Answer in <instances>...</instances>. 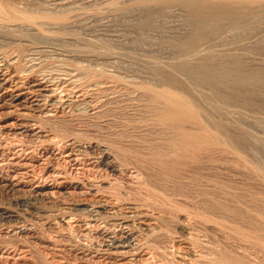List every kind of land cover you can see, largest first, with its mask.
<instances>
[{"label":"bare ground","instance_id":"6f19581e","mask_svg":"<svg viewBox=\"0 0 264 264\" xmlns=\"http://www.w3.org/2000/svg\"><path fill=\"white\" fill-rule=\"evenodd\" d=\"M3 193L0 264H264V0H0Z\"/></svg>","mask_w":264,"mask_h":264},{"label":"rangeland","instance_id":"374dc122","mask_svg":"<svg viewBox=\"0 0 264 264\" xmlns=\"http://www.w3.org/2000/svg\"><path fill=\"white\" fill-rule=\"evenodd\" d=\"M90 7V6H89ZM119 45H121V46H118V45H115V46H113V48H123V49H125L126 47H127V50L128 51H131V49H132V51L131 52H134V54H137V51H139L138 53H143V51L141 52V50L139 49V48H136V49H134L135 47H133V46H123L122 44H119ZM117 46V47H116ZM130 47H131V49H130ZM133 47V48H132ZM135 50V51H134ZM111 68V67H110ZM30 141H27V143L25 142V147L27 146V147H29V146H32V145H40V144H38V142L36 143L35 141L33 142V144H32V142L31 143H29ZM20 144H22V143H20ZM30 144V145H29ZM79 167H80V165H79ZM81 168V170L82 171H84L83 170V167L81 166L80 167ZM89 168V170H90V166H88V165H86L85 166V170L86 169H88ZM89 170H86V171H84V172H86V174H89L90 172H89ZM8 195V196H7ZM6 195V193H3L2 195H1V197H0V206H8L7 208H9V209H11V210H13V211H18V212H21V211H23L22 210V208L24 209V208H28L29 210L31 209V205L29 204V205H27V201H24V198L26 199V200H28L27 199V197L26 196H23V195H9V194H7ZM9 197V198H8ZM17 203V204H16ZM20 203H21V205H20ZM7 204V205H6ZM24 205H26V206H24ZM22 207V208H21ZM93 234V235H92ZM92 234H88L87 236L88 237H86V240H85V238L83 239V240H85V241H88V240H91L90 242H92V243H94L95 244V242H96V244L97 243H99V244H95L96 246H99V248L101 247L102 248V244H100V243H103V241L101 242V241H99L100 239H103L104 238V236H102L101 234H96V233H92ZM94 234H95V238H94ZM90 235H91V237L92 238H94L93 240H92V238L91 239H88V238H90ZM100 235V236H99ZM101 237V238H100ZM81 239V238H80ZM88 239V240H87ZM95 239H99L98 241H96ZM104 240V239H103ZM95 241V242H94ZM4 249H0V251H3Z\"/></svg>","mask_w":264,"mask_h":264}]
</instances>
